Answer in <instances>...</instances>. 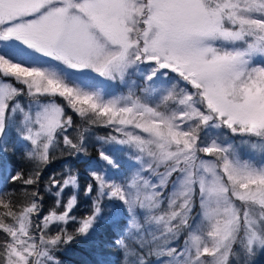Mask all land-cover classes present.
Segmentation results:
<instances>
[{"label": "snow or ice", "instance_id": "obj_1", "mask_svg": "<svg viewBox=\"0 0 264 264\" xmlns=\"http://www.w3.org/2000/svg\"><path fill=\"white\" fill-rule=\"evenodd\" d=\"M133 68L142 96L92 76ZM92 127L120 134L96 136L95 158ZM244 146L264 149V0H0V264H60L102 225L116 258L95 264H256L264 151Z\"/></svg>", "mask_w": 264, "mask_h": 264}, {"label": "trees", "instance_id": "obj_2", "mask_svg": "<svg viewBox=\"0 0 264 264\" xmlns=\"http://www.w3.org/2000/svg\"><path fill=\"white\" fill-rule=\"evenodd\" d=\"M60 99V98H57ZM63 103V101L61 102ZM66 106V105H65ZM70 112V109L68 110ZM77 124H80L81 121L79 117L72 114ZM87 126V125H86ZM101 130L99 127H92V134L93 135H100ZM98 144L89 143V153L92 157H98L97 153ZM19 154V153H17ZM68 159L66 156H62L59 151H56L53 157V162L47 166L44 170L43 176L41 178L40 190L44 195V209L47 211L51 206L54 200V197L49 196L48 193L43 191L44 185L48 182L49 176L54 168L62 167V162ZM12 163L22 164V166L27 170L31 167L28 163H22L20 158L13 157ZM82 170V166H81ZM55 171V170H54ZM17 188V193L14 196V200L18 203L23 202L25 200V194L19 192L20 185H15ZM35 187V186H29ZM30 195V194H29ZM2 211V209H0ZM91 211L90 202L86 201L85 198H80L79 206L74 209V214L77 217L83 216L84 214ZM6 222H10L8 218H5ZM76 225L70 223L68 225V229L70 232H73ZM3 233L0 232V237H3ZM112 235L111 229L106 226L102 225L101 229L95 233L93 236L89 238L84 237H77L71 244L66 246H62L61 250L56 253L57 259L60 261V264H95V262L100 258L99 253L102 251L104 253L105 258H116V253L112 249H104L101 247V242L106 238Z\"/></svg>", "mask_w": 264, "mask_h": 264}, {"label": "rangeland", "instance_id": "obj_3", "mask_svg": "<svg viewBox=\"0 0 264 264\" xmlns=\"http://www.w3.org/2000/svg\"><path fill=\"white\" fill-rule=\"evenodd\" d=\"M140 67H141V69H145L147 66L141 65ZM169 75L175 76V74H173V73H169ZM92 76L95 78V80H97L101 83V85H102L101 93L102 94H104L105 92H114L116 94L127 95L128 91H129V87H132L137 96L143 95L141 89L143 88L145 81L143 80L142 74L137 72V70L135 68L130 69V75L125 77L127 84H122V83H120L119 80H117V81L104 80L103 78H100V77L96 76L95 74H92ZM176 79H179V78L176 77ZM181 83H183V82H181ZM17 86L22 87L21 85H17ZM60 102H62V101H60ZM19 118L20 117H18V119ZM99 130H101L102 133H100V135H93L92 134V138L89 141L90 144H92V143L98 144L97 141L95 140L96 136H105L108 134L117 135V136L120 135L119 133L112 132V130L109 128H99ZM130 130L135 131V132H139L138 129H130ZM234 139H236L237 141L239 140L238 137H236ZM262 151H264V149L260 148L259 146L256 149L251 148V146H244L240 149V154L242 157L252 156L257 162H259L260 159L262 158L260 155V153ZM20 155H21V153L17 154L15 157L20 158ZM122 157L125 160H127V158H128L126 154H122ZM62 168H63V166L61 168L60 167L54 168L52 172H54V170H55V172L59 173L60 171H62ZM52 172H51V174H52ZM59 178L60 177L57 176V179H59ZM80 198H82V199L84 198L82 193L80 195ZM237 203H239V202H237ZM254 259L256 260V264H264V256L258 255L256 257H254ZM230 260H231V264H237V258L236 257L232 256V257H230Z\"/></svg>", "mask_w": 264, "mask_h": 264}]
</instances>
